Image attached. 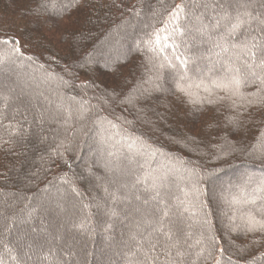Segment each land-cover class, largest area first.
<instances>
[{
	"label": "trees",
	"instance_id": "1",
	"mask_svg": "<svg viewBox=\"0 0 264 264\" xmlns=\"http://www.w3.org/2000/svg\"><path fill=\"white\" fill-rule=\"evenodd\" d=\"M199 2L0 0V39L19 42L0 45V54L21 50L0 62V94L15 75L38 87H21V99L0 95L3 264H264V234L243 223L248 212L264 217V103H248L256 87L242 90L247 100L212 89V73L229 62L215 46L225 33L209 40L193 15L176 36L188 82L157 73L140 43L178 4L199 15ZM248 2L264 11V0ZM136 176L159 196L142 204L105 191ZM233 197L256 204H230ZM165 206L182 256L151 249V228H137V208L147 215Z\"/></svg>",
	"mask_w": 264,
	"mask_h": 264
},
{
	"label": "snow or ice",
	"instance_id": "2",
	"mask_svg": "<svg viewBox=\"0 0 264 264\" xmlns=\"http://www.w3.org/2000/svg\"><path fill=\"white\" fill-rule=\"evenodd\" d=\"M194 6L202 9L199 15L186 13L184 5H176L173 11L168 14L170 19L162 21L161 27L146 33L145 38L140 41L143 48L151 53L150 63H152V67L156 69L157 73L168 70L170 74L175 76L178 83H186L191 80V77L187 75L189 71L188 60L180 51V45L176 43V36L183 33L181 20L186 19L188 15H193L201 25L198 31L207 36L209 40H212L220 32L225 33L221 36V40L215 43V46L219 48L221 53L229 56V62L221 64L220 70L212 73L214 77L210 80L212 89L226 93L228 99L239 97L241 100H247L242 90L251 84L256 87L255 96L257 99L256 101L248 100V103H264V11H257L255 8L249 10L248 0H243V2L236 0L235 3L233 0H227V3L225 0H200ZM261 8H264V4H261ZM205 19L207 23H204ZM257 31L261 34L260 36L256 35ZM18 43L14 39H0V45H18ZM12 54H21L20 48L13 47L10 51L0 54V62ZM156 79L159 80L160 76L157 75ZM212 89L206 87L205 91ZM180 91L184 92L185 89L180 88ZM224 98L220 97V99ZM68 115L71 116V112ZM79 118H85L84 114L81 113ZM109 155L114 154L109 153ZM64 162L67 163V161ZM195 175L197 180L193 184L194 195L199 191V173H195ZM137 186H143V192L140 195L130 197L128 192L136 189ZM73 190L75 191V189ZM105 191L109 193L113 201L135 198L142 204L149 202L148 193H154L155 197L159 196V191L155 185L149 184L148 178L141 179L139 176H136L130 183H119L114 191L109 192L107 188ZM260 191L264 193V186L261 187ZM77 194L79 195V193ZM142 197L143 199H141ZM261 199L264 200V196ZM232 202L255 205L256 199L241 200L233 197L229 203ZM182 204L183 202H181ZM136 212L140 217L137 228L147 224L154 234L155 243L151 240L147 241L151 249L154 250L159 245L168 249L169 255H171V249H176L177 256L183 255L180 250L179 237L174 234L170 226L169 211L166 210V206L159 212L153 209L147 215L141 212L139 208L136 209ZM203 223L207 224V220L205 219ZM243 223L247 232L264 234V217L257 219L254 214L248 212ZM139 235L144 237V233H139ZM133 238L135 239V237ZM206 239L208 244L215 247L216 241L212 235H208ZM197 243H201V241H197ZM219 251L223 253L224 249ZM0 264H3L2 260H0Z\"/></svg>",
	"mask_w": 264,
	"mask_h": 264
},
{
	"label": "rangeland",
	"instance_id": "3",
	"mask_svg": "<svg viewBox=\"0 0 264 264\" xmlns=\"http://www.w3.org/2000/svg\"><path fill=\"white\" fill-rule=\"evenodd\" d=\"M9 69H11V68H9ZM12 72H14V71H11V73ZM7 73H9V72H7ZM13 78H15V79H12V83L10 84V85H4V93L3 94H0L1 96H3L4 94H8V95H10V97H11V95H13V94H17L16 96H18L20 99H21V96L19 95V94H21V92H22V89H21V87L22 88H24V89H28V88H33V89H37L38 87H37V85L35 84H33L32 82H28V80H24V79H22V78H20V77H18L17 75H15V77H13ZM10 80V79H9ZM30 86V87H29ZM17 90H19V93H17ZM0 91H2V89H0ZM34 95V94H33ZM37 97V94H35L34 96H33V99H32V96H28L27 97V99H28V108L31 110V109H34V110H36L37 108H38V104H39V102H40V99H38V98H36ZM35 101H37V103H35ZM26 112H29V110L27 111L26 110ZM28 115H29V113H28ZM42 132H43V130H42ZM39 143H41V141H39ZM86 146H85V148H84V151H87V150H90V147L92 146V142L90 141L89 143L88 142H85L84 143ZM81 150L83 149V146H82V148H80ZM79 149V150H80ZM83 151V152H84ZM102 183H104V182H102ZM16 192H17V190H16ZM64 194H60V196L59 197H62ZM58 196V195H57ZM52 199H54L53 201H55V197H53ZM5 207H7V205H5V201H0V209H3V208H5ZM33 231V230H32ZM34 232V231H33ZM68 244V243H67Z\"/></svg>",
	"mask_w": 264,
	"mask_h": 264
}]
</instances>
